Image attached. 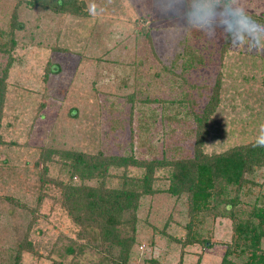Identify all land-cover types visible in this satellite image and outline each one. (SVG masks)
I'll return each mask as SVG.
<instances>
[{"label": "rangeland", "instance_id": "1", "mask_svg": "<svg viewBox=\"0 0 264 264\" xmlns=\"http://www.w3.org/2000/svg\"><path fill=\"white\" fill-rule=\"evenodd\" d=\"M82 1L89 13L85 18L29 7L25 0H0V39L4 43L10 38L15 41L7 76L3 136L17 143L0 148V264H13L14 248L30 217L5 198L34 206L38 181L33 163L38 147L87 153L102 147L107 153L133 155L138 160L161 159L163 150L172 147L191 150L190 138L179 130L173 136L166 135L169 129L164 128L163 116L170 110L165 104L139 102L156 94L161 99L182 97L179 88L173 96L168 94V85L176 77L167 71L174 64L173 73L182 74V61L174 59L185 39L195 47L207 46L212 56L211 63L185 75L189 82L180 81L182 90L191 91L203 107L216 76L221 73L222 78L220 102L209 121L205 153H221L256 141L264 125V44L232 38L221 58L220 47L226 39L221 29L210 38L198 29L181 27L179 16L162 15L155 0ZM239 4L260 18L255 31L264 39V0H239ZM14 16L19 30L10 28ZM195 35H201V40ZM8 60L7 54H0V74ZM48 65L52 73L46 75ZM157 73H163L164 93L152 86L148 93L140 94V87ZM129 97H134V103L128 102ZM71 111L78 117H71ZM113 125L116 131H112ZM58 173L57 167L51 168L52 176ZM120 173L112 170L111 176ZM142 173L136 168L126 172L136 177ZM253 181L255 185L240 195L237 209L250 210L256 197L264 203V169L257 171ZM107 184L117 186L118 180L112 176ZM157 187L163 189L165 185ZM187 209L184 197H144L136 214L137 243L130 262L220 264L227 245L232 244L231 221H209L208 227L212 226L204 236L210 241L206 247H187L181 252V244L171 238L184 239ZM38 222L33 238L39 256L26 254L20 264H70L73 259L61 257L57 250L68 244L65 236L74 237L75 227L52 199L42 202ZM131 234L130 226L122 228L123 236ZM58 238L61 242L51 253ZM227 259L241 264L244 256L230 254ZM73 261L94 264L98 256L86 252Z\"/></svg>", "mask_w": 264, "mask_h": 264}, {"label": "trees", "instance_id": "2", "mask_svg": "<svg viewBox=\"0 0 264 264\" xmlns=\"http://www.w3.org/2000/svg\"><path fill=\"white\" fill-rule=\"evenodd\" d=\"M25 1L29 7H39L77 18H85L89 14L82 0ZM252 17L256 22L260 20L256 15ZM16 23L14 16L10 24L11 30L20 29L21 26ZM195 38L201 40L202 36L195 35ZM205 38L207 39L206 36ZM188 42L189 40L185 39L181 43V51L174 59L182 61V74L177 76L173 73L174 64L171 70L167 71L176 77V80H171L168 85V94L173 96L175 88H179L182 97L161 99L156 94L153 98L148 95L139 102L147 105L153 102L165 104V108L170 110L163 116L164 128L169 129L166 135L173 136L179 130L185 137L190 138L191 150L187 152L172 147L163 150L161 159L138 160L133 155L107 153L102 147L95 153L38 147V155L33 163L38 181V196L34 206L29 207L11 197L5 198L30 215L25 231L14 248L13 264H20L26 254L39 256L33 234L39 223V209L45 198L52 199L75 227L74 237L65 236L68 244L57 250L61 257L70 256L76 260L86 252H92L98 256V261L94 264H132L131 250L137 243L136 214L144 197L157 194L186 199L188 223L185 226L184 239L171 238L174 243L181 244V252L187 247H206L210 241L204 236L210 233L209 228L212 226L208 227L209 221L222 218L231 221L233 233L232 244L227 245L220 264H233L227 259L230 254L244 256L241 264H264L263 199L256 197L250 210L237 209L240 195L255 185L253 176L257 171L264 169V147L256 146V140L221 153H205L209 121L220 102L222 78L221 73L216 76L211 94L203 107H199L197 99L191 96V91L182 90L180 81L182 84L189 82L185 75L211 63L212 56L207 46L195 47L196 45ZM231 42L232 38L226 36L225 43L220 47L221 58H224ZM14 46L13 38L6 43L0 39V54L4 53L9 57L0 74V148L6 145L17 146L16 142H8L3 136L7 76L11 68V51ZM45 73H52L49 65L45 68ZM162 74L151 75L145 85L140 87V94L148 93L152 86L164 93ZM128 100L130 104L135 101L134 97H129ZM71 112V117H78L77 113ZM154 128L152 126V129ZM111 129L117 130L115 125ZM54 166L59 171L57 176L50 174ZM130 168L142 170L143 173L137 177L127 175L126 172ZM112 170L122 171L119 175H112L118 180L117 186L107 184L112 177ZM160 183L165 185L163 189H157ZM125 226L131 227L130 236L122 235V228ZM59 242L61 238L52 244L51 253ZM209 246L212 247V244ZM73 260L70 264H77ZM150 263L158 264L156 261Z\"/></svg>", "mask_w": 264, "mask_h": 264}, {"label": "clouds", "instance_id": "3", "mask_svg": "<svg viewBox=\"0 0 264 264\" xmlns=\"http://www.w3.org/2000/svg\"><path fill=\"white\" fill-rule=\"evenodd\" d=\"M158 10L168 17L179 16L181 27L198 29L214 37L217 29L240 41L264 44L255 31L256 21L239 0H155ZM256 146L264 147V125L261 126Z\"/></svg>", "mask_w": 264, "mask_h": 264}]
</instances>
